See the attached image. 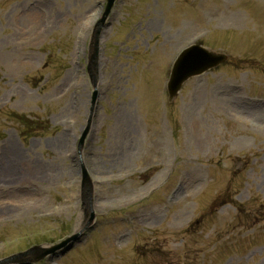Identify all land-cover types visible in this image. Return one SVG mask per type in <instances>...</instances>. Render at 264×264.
<instances>
[{
  "label": "rangeland",
  "instance_id": "rangeland-1",
  "mask_svg": "<svg viewBox=\"0 0 264 264\" xmlns=\"http://www.w3.org/2000/svg\"><path fill=\"white\" fill-rule=\"evenodd\" d=\"M105 5L0 0V264L73 236L36 264H264V111L228 100H264V0H116L79 149ZM197 42L230 61L170 104L171 64Z\"/></svg>",
  "mask_w": 264,
  "mask_h": 264
},
{
  "label": "water",
  "instance_id": "water-1",
  "mask_svg": "<svg viewBox=\"0 0 264 264\" xmlns=\"http://www.w3.org/2000/svg\"><path fill=\"white\" fill-rule=\"evenodd\" d=\"M115 0H107V6L103 13L102 18L99 20V22L96 24L95 29L92 34L91 39V45H90V52H89V65H88V72L90 79L93 83V86H95L96 79L98 76V54H99V39L101 36V31L105 26V20L107 16L110 13V10L113 6ZM226 56L222 54H216L213 52H208L207 50L199 47V46H192L190 48L185 49L181 52L179 57L177 58L175 64L173 65L171 76L167 85L168 93H169V101L171 102L172 99L176 96L178 90L180 89L182 83L186 81L188 78L199 75L208 69L214 68L218 66L221 63H224L226 61ZM97 92L95 91L92 98V107L90 109V119L88 121V126L86 130L84 131L82 138L80 140V146H82L83 140L88 132L91 118L93 115V106L96 102ZM84 172V182L83 185L87 187V185H90V182L88 180L86 172ZM90 195H91V189L88 187V191H84L83 193V206L86 207L87 200H89V203L87 204V208H90ZM75 240V238L72 239H66L65 241L61 242L59 245L52 247L49 250H41L40 248H32L28 250L25 253L19 254L17 256H14L11 258V260H14L12 262H35L38 259H42L48 254H52L57 250H60L61 248H64L68 246L70 241ZM25 260V261H23Z\"/></svg>",
  "mask_w": 264,
  "mask_h": 264
},
{
  "label": "bare ground",
  "instance_id": "bare-ground-1",
  "mask_svg": "<svg viewBox=\"0 0 264 264\" xmlns=\"http://www.w3.org/2000/svg\"><path fill=\"white\" fill-rule=\"evenodd\" d=\"M255 121H256V120H255ZM11 150H13V148H12V147H11ZM9 169H10V166H9V165H7V166H6V168H5V171H9ZM88 187H90V185H89V184H88V185H87V187H86V190H85L86 192L88 191ZM88 203H89V200H87L86 206H87V204H88Z\"/></svg>",
  "mask_w": 264,
  "mask_h": 264
},
{
  "label": "flooded vegetation",
  "instance_id": "flooded-vegetation-1",
  "mask_svg": "<svg viewBox=\"0 0 264 264\" xmlns=\"http://www.w3.org/2000/svg\"><path fill=\"white\" fill-rule=\"evenodd\" d=\"M262 109H264V106L262 107Z\"/></svg>",
  "mask_w": 264,
  "mask_h": 264
}]
</instances>
